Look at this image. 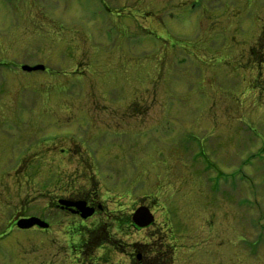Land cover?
Masks as SVG:
<instances>
[{
  "label": "rangeland",
  "instance_id": "obj_1",
  "mask_svg": "<svg viewBox=\"0 0 264 264\" xmlns=\"http://www.w3.org/2000/svg\"><path fill=\"white\" fill-rule=\"evenodd\" d=\"M192 1L0 0V264H264V0Z\"/></svg>",
  "mask_w": 264,
  "mask_h": 264
},
{
  "label": "flooded vegetation",
  "instance_id": "obj_2",
  "mask_svg": "<svg viewBox=\"0 0 264 264\" xmlns=\"http://www.w3.org/2000/svg\"><path fill=\"white\" fill-rule=\"evenodd\" d=\"M198 0H196V2H197ZM199 3L201 4V6L205 3V0H203V1H199ZM145 15V18L147 17L146 16V14H144ZM169 15H171V13H169ZM152 19H154V18H152ZM156 22H158V20L156 19ZM110 23L108 22L107 24H106V26L107 25H109ZM157 25L159 26V28L161 29V30H166L165 28H167L166 27V25L162 22V23H157ZM119 31H121V32H125V33H129L125 28H124V26L123 25H120V23H119V26H117L116 27V29H115V33H116V36H114L115 37V40H116V38H117V36L119 37L120 36V34H119ZM143 31H146V29L145 28H143ZM149 32H152L153 34H154V32L153 31H147V33L148 34H150ZM152 35V34H151ZM159 36H161V37H163L162 35H159ZM157 37V36H156ZM164 38V37H163ZM166 39V38H165ZM165 39H161L162 41H167V40H165ZM131 105H133L134 104V102H131L130 103ZM138 104V102H136V105ZM142 115H144V116H146L145 114H142ZM9 117H12L13 119H1L0 120V133L1 134H3V135H6L5 134V132L4 131H6V132H14V133H16V132H19V131H21V129L22 128H24L25 127V124L26 123H23V122H21V120H20V118H25L26 116H20V115H10ZM27 125V124H26ZM140 133H144V134H148L149 133V127H147V128H142V130H140L139 131ZM8 137V136H7ZM35 150V149H34ZM34 151H33V148L32 147H29V150H26V152L24 153L25 154V156H26V158L21 162V160L20 159H16L14 162V164H13V166H15V165H17V168H18V172H19V174H21V171H20V169H21V164L22 163H25L29 158H30V154H32ZM62 152H65V150H62ZM60 201H67V202H83V203H85L86 204V207L87 208H91V209H93L94 210V214L93 215H95V213H97L99 210H101L103 207H102V205L101 204H99L98 202H97V200L93 197V196H73V195H71V196H68V197H63V196H58V197H56V198H54L53 199V205H54V207H56V209H59V210H61V209H63V211L64 212H67V213H71L72 215H75V217H76V221H77V224H81V228L83 227H85V225L83 224L84 223V221L85 220H83L82 218H81V215H80V213L79 212H77V208H75V207H71V208H66V207H64V206H62V205H60L59 204V202ZM62 211V210H61ZM31 217H33V216H30V217H26V218H31ZM91 218V217H90ZM90 218H88V219H90ZM18 219H21V217H19ZM87 220V219H86ZM16 225V223H14V226ZM79 227V226H78ZM9 229H12V226H10L9 227ZM85 246L87 247V244H85ZM86 247H85V249H86ZM95 248V246H92L89 250L91 251V253H93L95 250H96V248ZM83 254V253H82ZM143 261H144V259H143V255L139 252V250H136L135 251V261H132V264H143Z\"/></svg>",
  "mask_w": 264,
  "mask_h": 264
},
{
  "label": "water",
  "instance_id": "obj_3",
  "mask_svg": "<svg viewBox=\"0 0 264 264\" xmlns=\"http://www.w3.org/2000/svg\"><path fill=\"white\" fill-rule=\"evenodd\" d=\"M39 69H43V68L42 67H35V68L22 67V70L27 71V72H31V71H35V70H39ZM64 204L66 206H71V203H64ZM78 208H80L82 210V212H83L82 217L83 218H87L88 216L92 215L91 211L89 212V211L85 210L84 204H81L80 206H78ZM134 217L145 221V224H143V225L139 224V226H147L151 222L150 221L151 216L149 215L148 210L144 209V208L138 209L136 211ZM135 223H137V222L135 221ZM33 226H38V227L43 228V229L48 227L44 222H42L36 218L21 219L17 223V227L19 229H29Z\"/></svg>",
  "mask_w": 264,
  "mask_h": 264
},
{
  "label": "bare ground",
  "instance_id": "obj_4",
  "mask_svg": "<svg viewBox=\"0 0 264 264\" xmlns=\"http://www.w3.org/2000/svg\"><path fill=\"white\" fill-rule=\"evenodd\" d=\"M204 5H205V3L200 7V9L203 8ZM196 12H197V10H195V11L193 12V14H195ZM193 14H192V15H193Z\"/></svg>",
  "mask_w": 264,
  "mask_h": 264
}]
</instances>
